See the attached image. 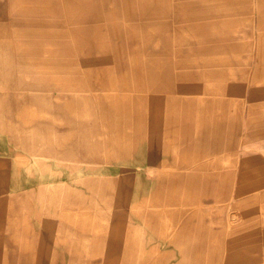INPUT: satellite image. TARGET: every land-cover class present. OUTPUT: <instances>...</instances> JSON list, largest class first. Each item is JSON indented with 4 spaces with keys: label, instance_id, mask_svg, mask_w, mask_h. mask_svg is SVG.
<instances>
[{
    "label": "rangeland",
    "instance_id": "1",
    "mask_svg": "<svg viewBox=\"0 0 264 264\" xmlns=\"http://www.w3.org/2000/svg\"><path fill=\"white\" fill-rule=\"evenodd\" d=\"M0 264H264V0H0Z\"/></svg>",
    "mask_w": 264,
    "mask_h": 264
}]
</instances>
